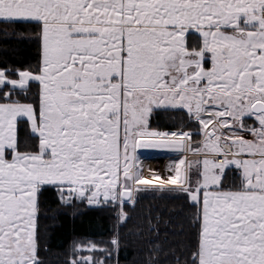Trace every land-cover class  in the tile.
Instances as JSON below:
<instances>
[{
    "label": "snow or ice",
    "instance_id": "1",
    "mask_svg": "<svg viewBox=\"0 0 264 264\" xmlns=\"http://www.w3.org/2000/svg\"><path fill=\"white\" fill-rule=\"evenodd\" d=\"M0 22L36 25L42 48L36 71L0 69V264H44L37 217L48 186L62 203L118 205L121 221L141 189L187 194L199 227L184 264H264V0H0ZM162 108L186 110L198 129L148 131ZM25 119L35 145L19 137ZM156 136L165 139H145ZM138 148L183 156L172 175L148 179ZM229 166L240 184L225 189ZM110 243L118 252L119 238ZM76 251L112 256L96 244ZM164 251L155 242L146 264Z\"/></svg>",
    "mask_w": 264,
    "mask_h": 264
},
{
    "label": "trees",
    "instance_id": "2",
    "mask_svg": "<svg viewBox=\"0 0 264 264\" xmlns=\"http://www.w3.org/2000/svg\"><path fill=\"white\" fill-rule=\"evenodd\" d=\"M0 29L6 30L0 32V68L36 71L42 60L41 41L37 38L38 27L34 24L0 22ZM189 35L199 37L194 32ZM39 88L38 83H31L29 95L33 99L29 102L38 99ZM154 111L148 121L150 130L195 131L199 127L197 123L189 122L186 110L162 108ZM250 121L253 124V120ZM29 133L27 121L19 122L18 134L21 140H27L31 145L37 144L38 140ZM201 137L194 135L192 138L198 141ZM240 178V170L229 166L222 180L224 188L238 187ZM66 205L61 202L60 193L54 186H48L40 197L37 243L38 254L44 264H69L67 253L77 240L99 242L102 247L111 250V258L106 253L100 254L106 264H146L151 254L149 249L155 242L162 243L165 249L155 264H176L170 249L175 250V255L180 257V264H184L187 255L194 250L199 226H193L191 222L196 209L187 194L160 190L155 186L141 189L135 195L134 204L126 202L124 205L128 218L120 223L117 220L118 206L84 205L77 200ZM114 237L119 238L118 252L113 250L110 243Z\"/></svg>",
    "mask_w": 264,
    "mask_h": 264
},
{
    "label": "rangeland",
    "instance_id": "3",
    "mask_svg": "<svg viewBox=\"0 0 264 264\" xmlns=\"http://www.w3.org/2000/svg\"><path fill=\"white\" fill-rule=\"evenodd\" d=\"M193 32H191V33H193ZM196 34L199 35V33H196ZM201 42H202V38L200 35H199V37H193V36L188 35V44L190 47H199V46H201ZM20 70H23V69H20ZM14 78H16V77H14ZM154 110L150 114V116L155 113ZM150 116H149V118H150ZM246 119H249V120H247L248 121L247 124H249V125H252L251 124L252 121H250V120H253V124L256 123L254 117H248ZM18 125H19V123H18ZM148 131H154V130H150L148 128ZM156 132H158V131H156ZM171 132H173V131H161L160 133H171ZM245 135H247V134L245 133ZM145 139L146 140H161V139H165V137H163V136L145 137ZM201 139H202V137H201ZM193 146H196V145L194 144ZM137 156L139 158V160H138L139 167L142 169V174L144 177H146L148 179H152L153 173H156V174H159L162 179H164V178H167L168 176L173 174L172 165L174 164V162H176L180 158H182L183 153L176 150V149H173V148H138L137 149ZM137 192L134 193V196L137 194ZM65 195H67V193H65ZM73 200H77L84 205H86V204L88 205L86 200H79L76 198H73L72 201ZM72 201H71V203H72ZM128 202L130 204H133L131 201H128ZM65 204L68 205L70 203H65ZM100 205H105V204H100ZM100 205H94V206H100ZM117 220H118V223L122 222L120 220V218H118ZM90 244H96L99 249H104V247H102L99 242H86L84 240H77L74 242V244L72 245V247L70 248V250L67 253L68 263L73 258H78L79 256H86V255H93V257L98 259V260L103 259V256L100 254L101 253L104 254L105 253L104 251H94V252H78V251H76L78 246H88Z\"/></svg>",
    "mask_w": 264,
    "mask_h": 264
},
{
    "label": "built area",
    "instance_id": "4",
    "mask_svg": "<svg viewBox=\"0 0 264 264\" xmlns=\"http://www.w3.org/2000/svg\"><path fill=\"white\" fill-rule=\"evenodd\" d=\"M220 159H223V157H220Z\"/></svg>",
    "mask_w": 264,
    "mask_h": 264
},
{
    "label": "crops",
    "instance_id": "5",
    "mask_svg": "<svg viewBox=\"0 0 264 264\" xmlns=\"http://www.w3.org/2000/svg\"><path fill=\"white\" fill-rule=\"evenodd\" d=\"M235 167V166H234Z\"/></svg>",
    "mask_w": 264,
    "mask_h": 264
}]
</instances>
